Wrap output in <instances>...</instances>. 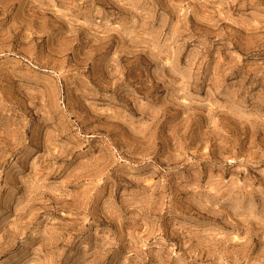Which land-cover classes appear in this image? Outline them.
Segmentation results:
<instances>
[{"label": "rangeland", "instance_id": "1", "mask_svg": "<svg viewBox=\"0 0 264 264\" xmlns=\"http://www.w3.org/2000/svg\"><path fill=\"white\" fill-rule=\"evenodd\" d=\"M0 264H264V0H0Z\"/></svg>", "mask_w": 264, "mask_h": 264}]
</instances>
